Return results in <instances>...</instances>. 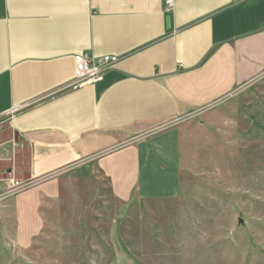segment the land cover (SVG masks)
Here are the masks:
<instances>
[{
    "label": "crops",
    "instance_id": "1",
    "mask_svg": "<svg viewBox=\"0 0 264 264\" xmlns=\"http://www.w3.org/2000/svg\"><path fill=\"white\" fill-rule=\"evenodd\" d=\"M166 1L0 0V264L77 177L125 202L173 201L212 142L264 150V0ZM81 53L119 62L72 88ZM24 150L36 183L8 196ZM113 248L110 264H138Z\"/></svg>",
    "mask_w": 264,
    "mask_h": 264
},
{
    "label": "rangeland",
    "instance_id": "2",
    "mask_svg": "<svg viewBox=\"0 0 264 264\" xmlns=\"http://www.w3.org/2000/svg\"><path fill=\"white\" fill-rule=\"evenodd\" d=\"M189 174L179 200L157 202H125L103 177H77L13 264H110L116 238L138 264H264L263 148L224 136Z\"/></svg>",
    "mask_w": 264,
    "mask_h": 264
},
{
    "label": "built area",
    "instance_id": "3",
    "mask_svg": "<svg viewBox=\"0 0 264 264\" xmlns=\"http://www.w3.org/2000/svg\"><path fill=\"white\" fill-rule=\"evenodd\" d=\"M174 0H167L166 7L168 11L174 8ZM119 62V57L103 56L97 57L90 53H81L75 56L76 72L75 78L71 84L72 88H83L90 85H95L101 82L105 74L113 69ZM36 182L27 181L21 183L14 178L9 179L8 196L17 195L31 189Z\"/></svg>",
    "mask_w": 264,
    "mask_h": 264
},
{
    "label": "water",
    "instance_id": "4",
    "mask_svg": "<svg viewBox=\"0 0 264 264\" xmlns=\"http://www.w3.org/2000/svg\"><path fill=\"white\" fill-rule=\"evenodd\" d=\"M243 224V222L242 221H240V225H242Z\"/></svg>",
    "mask_w": 264,
    "mask_h": 264
}]
</instances>
